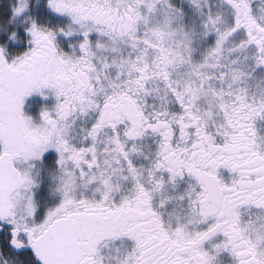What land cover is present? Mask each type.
Here are the masks:
<instances>
[{"label":"snow or ice","instance_id":"1","mask_svg":"<svg viewBox=\"0 0 264 264\" xmlns=\"http://www.w3.org/2000/svg\"><path fill=\"white\" fill-rule=\"evenodd\" d=\"M0 264H264V0H0Z\"/></svg>","mask_w":264,"mask_h":264}]
</instances>
